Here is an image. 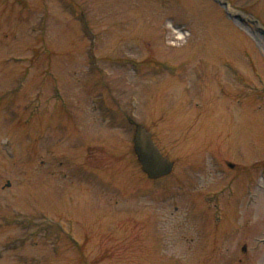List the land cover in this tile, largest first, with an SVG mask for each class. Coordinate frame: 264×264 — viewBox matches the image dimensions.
Here are the masks:
<instances>
[{"label":"rangeland","instance_id":"obj_1","mask_svg":"<svg viewBox=\"0 0 264 264\" xmlns=\"http://www.w3.org/2000/svg\"><path fill=\"white\" fill-rule=\"evenodd\" d=\"M68 104L119 157L98 221L58 218ZM129 117L171 175L127 155ZM0 264H264V0H0Z\"/></svg>","mask_w":264,"mask_h":264},{"label":"flooded vegetation","instance_id":"obj_2","mask_svg":"<svg viewBox=\"0 0 264 264\" xmlns=\"http://www.w3.org/2000/svg\"><path fill=\"white\" fill-rule=\"evenodd\" d=\"M92 63L94 62L92 61ZM229 63H230L229 61L225 62L226 66ZM100 80L101 79L98 78L97 82L95 83L97 87L99 86L98 83ZM82 84H83V88H85L86 91L85 93L87 94L88 89H90L91 87V84L90 82H88V79ZM81 107L82 109L79 110L80 114L77 113L78 110L76 109V107H74L75 109H71L69 104L67 106L65 105V108L63 109L62 112L50 114V117L53 118L54 126L60 129L61 134L63 131H65L66 126L63 124V119L61 118H60L61 120L58 119L59 117L62 118L64 117L66 121H68L71 125L69 126V128L66 127L68 129L69 138H66L68 140L65 141L66 142L65 148L67 150L69 149L71 150L70 152L73 158L71 159V157H68L67 155L64 156L60 155L61 158L67 157V161H65L66 162L65 165L67 166V168L66 169L62 168L60 170L54 169L52 171L53 175L57 174L60 175L61 178L64 179L67 178L68 183L64 186L66 190H69L68 191L69 194L67 193L68 195H66L67 197H65L67 203L65 206L61 207V211H59L58 218L67 219L69 222H75V221L80 222L82 219H86L87 217H90V219L92 220L98 221L100 218L103 217L102 215H100V209H98L100 208L99 205L96 206V205H88V204H93L95 201H97V199L102 197L101 195L102 190L100 187L101 185L100 182L102 181V178L100 177L98 172L100 171V167L104 162L105 158L108 162H111V164L107 165V167H110L109 170L113 168V164H114L113 162H115V161L112 162L113 158H119L117 157L118 154H116L117 152L115 150L116 149L115 145L112 146L110 151H108L109 153H106V151L102 148L103 146L99 145L98 141L106 140L107 136L100 135V132L98 131L95 132V134L89 133L88 128H86L88 124L83 123L84 121H87L88 118V111H89L88 105L84 104ZM91 111L98 112L97 113V118H99L98 122L106 121L105 118L109 117L110 119L108 120V122L113 124V126L115 127L120 126V121L117 118L118 116L116 114L117 111L114 110V108H112L111 106H104L103 104H93L91 106ZM126 121L128 128L125 125H123V128L128 131H130V127L131 129H133L132 136L129 140L130 145L127 151L128 154L127 153L126 154L129 155L131 160L135 159V162H137V156L133 148V138H134L136 123L134 119L130 117L126 118ZM145 128L148 129L146 126ZM148 130L151 132V137L153 142L157 145V142L154 139L153 132L150 129ZM55 132L56 131L54 130V133ZM158 148L160 149L159 146ZM161 152L165 157H167L169 160L173 162V167L167 175H164L158 179H162L171 175L175 165L174 160L168 157L163 151ZM76 158L77 159L80 158L81 160L76 161L75 160ZM59 164L63 165L64 161L60 160ZM113 179L107 182L111 184L113 182ZM84 182L88 183L89 185L88 184L86 185ZM111 186L114 187V185ZM59 189L60 188H56L53 190L55 195L59 191L61 192V190ZM105 204L109 205V202L107 201ZM88 209L93 210V212L86 213V210ZM97 209L98 211H95ZM62 213H64V215ZM88 214H90V216H88ZM109 214L111 215L109 217L114 216V213L112 212L111 209L109 211ZM65 236L72 243L77 244L76 241L68 232L65 233ZM244 250H245V246H244ZM73 251L74 253L81 255H83L84 253L81 246L73 248Z\"/></svg>","mask_w":264,"mask_h":264},{"label":"water","instance_id":"obj_3","mask_svg":"<svg viewBox=\"0 0 264 264\" xmlns=\"http://www.w3.org/2000/svg\"><path fill=\"white\" fill-rule=\"evenodd\" d=\"M6 140L4 139L3 141L6 142ZM133 148L142 170L149 178L156 179L167 175L171 171L173 167L172 161L162 155L152 141L151 133L140 124L135 126ZM229 165L232 166V164ZM9 184L7 182V186Z\"/></svg>","mask_w":264,"mask_h":264}]
</instances>
